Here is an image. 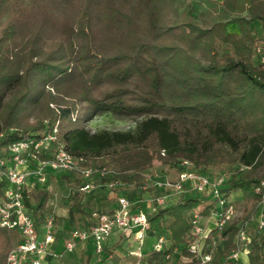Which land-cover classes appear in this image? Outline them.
Returning a JSON list of instances; mask_svg holds the SVG:
<instances>
[{"label": "trees", "instance_id": "trees-1", "mask_svg": "<svg viewBox=\"0 0 264 264\" xmlns=\"http://www.w3.org/2000/svg\"><path fill=\"white\" fill-rule=\"evenodd\" d=\"M209 4L0 0V145L57 127L84 164L114 170L94 190L107 187L129 198L154 188L148 178L156 177L151 170L157 160L180 167L187 159L200 171L223 170L225 195L241 190L246 203L241 224L232 220L221 231L215 263L236 264L226 257L239 228L256 209L264 212V61L256 53L264 36V0ZM105 113L136 125L86 127ZM111 181L118 184L110 187ZM67 183L69 217L84 224L100 210L87 208L79 180ZM49 197L47 190L27 194L37 223ZM197 206L209 214L215 199L182 193L151 211L148 219L157 222V231H169L172 244L141 257L149 264H197L187 249ZM143 207L140 202L136 210ZM18 242L16 229L0 226V264H8ZM248 245L249 264H264V224Z\"/></svg>", "mask_w": 264, "mask_h": 264}, {"label": "built area", "instance_id": "built-area-1", "mask_svg": "<svg viewBox=\"0 0 264 264\" xmlns=\"http://www.w3.org/2000/svg\"><path fill=\"white\" fill-rule=\"evenodd\" d=\"M264 36L256 45V53L264 61ZM83 157L73 155L55 127L32 134L22 135L8 145H0V226L16 229L19 233L18 244L8 255V264H49L50 244L54 240L55 211L47 200L43 221L37 223L33 215L32 203L27 202V194L34 190H50L53 178L79 180V190L89 193L98 185L100 177L114 170L107 166L84 164ZM148 185L159 190L152 198V208L167 205L168 198L174 194H210L215 199V206L209 214L201 212V206L194 208L191 216L193 240L187 249L195 255L197 264H216L220 252L221 231L236 215V206L225 195V173L200 171L192 163L183 159L180 162L176 178H159L149 176ZM109 182L108 186L117 185ZM264 185V179L262 180ZM143 188H147L146 185ZM149 199L148 204L150 203ZM117 208L112 212L93 210L86 223H79L70 230V237L64 249L73 250L77 241L91 240L97 253L104 249L106 239L115 229L124 234L142 237L145 232L153 231L156 250H167L172 244L169 231L159 232L153 228L148 214L143 209L134 211L143 199L117 195ZM258 227L264 224V217L258 220ZM250 235L240 227L236 235V244L226 260H237ZM179 250L178 247L175 248ZM54 254V253H53ZM171 258V252L166 254ZM189 260L187 256L183 257ZM133 264H149L141 256ZM220 264H227L222 261Z\"/></svg>", "mask_w": 264, "mask_h": 264}, {"label": "crops", "instance_id": "crops-1", "mask_svg": "<svg viewBox=\"0 0 264 264\" xmlns=\"http://www.w3.org/2000/svg\"><path fill=\"white\" fill-rule=\"evenodd\" d=\"M61 179H64V186L59 184ZM103 188L106 192L97 188L91 193H83L89 210L112 212L117 208L119 192L115 189ZM70 191L66 178L51 180L49 192L51 207L55 211V229L54 240L49 246L52 252L49 256V264H133L142 254L153 248L155 243L153 231L145 232L142 237H138L135 232L124 234L121 230L115 229L106 239L101 253L96 252L91 240L77 241L73 250H65L64 245L70 237V230L76 225L68 214ZM151 224L155 229L154 222L151 221ZM248 253L249 245L245 244L239 258L235 260L236 264H249Z\"/></svg>", "mask_w": 264, "mask_h": 264}, {"label": "rangeland", "instance_id": "rangeland-1", "mask_svg": "<svg viewBox=\"0 0 264 264\" xmlns=\"http://www.w3.org/2000/svg\"><path fill=\"white\" fill-rule=\"evenodd\" d=\"M204 1V5L206 6H211L209 4V1H214V0H201ZM254 30L257 35H260L262 33V27L260 26L259 22L254 23ZM231 28H235L234 25H230ZM86 127L91 130V131H98L102 129H120V130H126V129H131L134 128L136 125L135 121L132 120H119L115 118L112 114L110 113H105L102 115H97L91 120L87 121L85 123ZM223 170H214L212 172L218 173L222 172ZM179 172V167L178 165H171L170 163H163L159 160L155 161V164L153 166V169L151 170V174L156 177H165V178H176ZM56 178V177H55ZM53 178V179H55ZM64 179L59 180V184H62L63 186L65 185ZM64 189L67 191V188L64 187ZM106 189H108L106 187ZM98 190H103L105 191V188L99 187ZM159 193V190L152 188L148 190L142 197H138L137 195H134L133 197L136 199H143L144 207L143 210L149 214L151 211H153L152 205L154 202L152 198L155 197V194ZM182 194V193H181ZM181 194H174L170 198H168L165 206H168L170 204H173L179 200V197ZM192 194V193H190ZM230 199L236 206V215L233 218V220H237L238 224L240 225L241 222L243 221V215H244V205L246 203V200L244 199L243 192L241 190L235 191L229 195ZM150 203L149 202V199ZM140 207V206H139ZM135 210L138 209V205L135 206ZM202 210V209H201ZM261 216H264V212L262 208L256 209L251 216L244 222V229L248 234L253 236L257 230H258V220ZM156 221L154 225H156Z\"/></svg>", "mask_w": 264, "mask_h": 264}]
</instances>
